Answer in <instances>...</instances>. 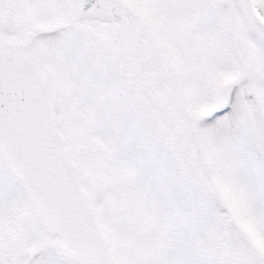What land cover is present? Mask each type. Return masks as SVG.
Segmentation results:
<instances>
[{
    "label": "snow or ice",
    "instance_id": "snow-or-ice-1",
    "mask_svg": "<svg viewBox=\"0 0 264 264\" xmlns=\"http://www.w3.org/2000/svg\"><path fill=\"white\" fill-rule=\"evenodd\" d=\"M0 264H264V0H0Z\"/></svg>",
    "mask_w": 264,
    "mask_h": 264
}]
</instances>
